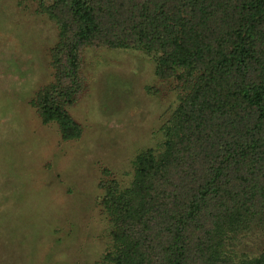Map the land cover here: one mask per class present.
<instances>
[{
	"label": "trees",
	"instance_id": "obj_1",
	"mask_svg": "<svg viewBox=\"0 0 264 264\" xmlns=\"http://www.w3.org/2000/svg\"><path fill=\"white\" fill-rule=\"evenodd\" d=\"M47 11L58 78L36 104L64 138L81 134L65 104L88 43L141 49L179 81L159 146L136 154L126 185L102 183L109 264H264V251L226 248L230 232L264 226V0H51Z\"/></svg>",
	"mask_w": 264,
	"mask_h": 264
},
{
	"label": "rangeland",
	"instance_id": "obj_2",
	"mask_svg": "<svg viewBox=\"0 0 264 264\" xmlns=\"http://www.w3.org/2000/svg\"><path fill=\"white\" fill-rule=\"evenodd\" d=\"M49 3L0 0V264H109L114 224L104 187L113 178L126 185L136 154L159 146L179 81L157 76L141 49L88 43L65 104L81 134L64 138L36 104L58 78L51 53L62 38ZM226 248L259 254L264 226L230 232Z\"/></svg>",
	"mask_w": 264,
	"mask_h": 264
}]
</instances>
